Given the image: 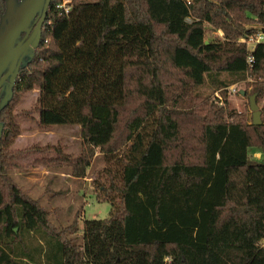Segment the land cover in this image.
I'll list each match as a JSON object with an SVG mask.
<instances>
[{"label": "trees", "instance_id": "1", "mask_svg": "<svg viewBox=\"0 0 264 264\" xmlns=\"http://www.w3.org/2000/svg\"><path fill=\"white\" fill-rule=\"evenodd\" d=\"M62 1L0 110V264H264V162L248 154L264 150V42L241 41L264 30V0ZM247 77L258 125L226 105ZM33 89L38 126H75L81 147L26 152L76 178L100 155L90 182L106 218L79 228L77 211L57 230L9 176L23 154L13 111Z\"/></svg>", "mask_w": 264, "mask_h": 264}, {"label": "rangeland", "instance_id": "2", "mask_svg": "<svg viewBox=\"0 0 264 264\" xmlns=\"http://www.w3.org/2000/svg\"><path fill=\"white\" fill-rule=\"evenodd\" d=\"M21 1L14 0L13 6L17 7ZM66 2L68 0L62 1L65 8H67ZM1 19L4 22V14ZM1 29L2 26L0 25V31ZM218 36H221L220 31L213 28L208 29L207 39ZM251 81L252 79L247 77L246 80L237 83L236 87L239 91L246 89L245 95H240L239 91L228 93L226 102L228 109L243 114L248 122H250L252 116L247 96L252 94V85L247 83ZM199 92L210 99L220 97V93H214L211 89H202ZM36 98L37 90L35 89L24 93L13 111L15 121L19 127V134L12 141L10 147L22 150L23 154L17 159V163L21 167L10 168L8 170L9 176L31 198L49 211L48 219L57 230L70 225L77 211L79 228H81L84 219L106 218L109 215L110 203L106 200L96 199L90 182L96 171L103 166L100 155L92 159L84 178H76L69 173L70 171L67 168H55V171H53L41 165H35L33 160L36 154L26 152L32 146L42 147L46 144H60L64 146L65 152L75 155L81 147V140L75 126L56 125L50 130H44L38 126L35 109ZM256 103L260 110L263 105L262 99H258ZM248 154L251 159L260 156L259 160L264 162V150L261 152L257 148H250ZM166 263H168L166 259H155V264Z\"/></svg>", "mask_w": 264, "mask_h": 264}, {"label": "flooded vegetation", "instance_id": "3", "mask_svg": "<svg viewBox=\"0 0 264 264\" xmlns=\"http://www.w3.org/2000/svg\"><path fill=\"white\" fill-rule=\"evenodd\" d=\"M25 0H22L23 2ZM45 0H40L39 5L37 6V10L31 16L28 23L25 25L23 30L19 31L15 37L12 39L10 44H7V48L5 50L8 51L6 56V64L0 71V110L7 104L11 95L12 88L14 87L20 73L27 68L29 60L33 58L35 50L38 46L37 35L39 31L42 30L46 23L47 12L44 17V20L41 22L39 28L38 24L41 20V16L43 13V6ZM5 7H6V0ZM50 4V3H49ZM49 4L47 7V11L49 9ZM4 14V12H3ZM10 21H12V17L10 16ZM38 28V32H35V29ZM2 32V31H1ZM24 43H27V46L22 50V52L18 55L16 60L13 63V57L17 51V49ZM3 50V49H2ZM0 49V52L2 51ZM2 130V124L0 123V133Z\"/></svg>", "mask_w": 264, "mask_h": 264}, {"label": "water", "instance_id": "4", "mask_svg": "<svg viewBox=\"0 0 264 264\" xmlns=\"http://www.w3.org/2000/svg\"><path fill=\"white\" fill-rule=\"evenodd\" d=\"M13 1L14 0H6V7L4 11V17H5L4 22H2V19H1L3 14L0 17V25L2 26V29H1L2 32L0 31V49L1 50L3 49L0 52V71L6 64V56L8 54V51L5 49L7 48V44H10L12 39L15 37V35L19 31L23 30V28L28 23L31 16L37 10V6L39 5V2H40V0H25L23 2H20L17 7H14ZM49 3H50V0L44 1L43 13L41 16V20L38 24V28L41 22L44 20ZM10 16L12 17V21H10ZM38 28L35 29V32L36 31L38 32L39 30ZM40 34H41V31H39L37 35L38 43H39ZM26 46H27V43H24L17 49L13 57V63ZM1 81L2 79L0 80V83ZM239 94L243 96L245 94V91L240 90ZM256 96H257L256 92L249 94L247 96L248 102H249V109L251 111V116H252L251 123L253 125H258L261 123V118H260L261 112L255 100Z\"/></svg>", "mask_w": 264, "mask_h": 264}, {"label": "built area", "instance_id": "5", "mask_svg": "<svg viewBox=\"0 0 264 264\" xmlns=\"http://www.w3.org/2000/svg\"><path fill=\"white\" fill-rule=\"evenodd\" d=\"M67 1V0H66ZM67 3V2H66ZM63 3H61L59 6L63 7ZM64 8V11L66 12L68 7ZM242 42L246 43V46L249 49H253L255 44L259 43V42H264V30H255L252 35H250L247 39L242 38L241 39ZM249 63L251 62L250 58H248L247 60ZM228 93H237L239 91V89L236 87V85H231L227 88ZM264 242V240L262 241V243Z\"/></svg>", "mask_w": 264, "mask_h": 264}, {"label": "crops", "instance_id": "6", "mask_svg": "<svg viewBox=\"0 0 264 264\" xmlns=\"http://www.w3.org/2000/svg\"><path fill=\"white\" fill-rule=\"evenodd\" d=\"M257 154H259V153H257Z\"/></svg>", "mask_w": 264, "mask_h": 264}]
</instances>
